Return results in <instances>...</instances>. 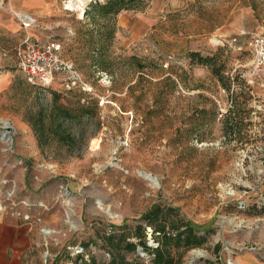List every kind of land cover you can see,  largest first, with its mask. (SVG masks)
<instances>
[{"label": "rangeland", "instance_id": "rangeland-1", "mask_svg": "<svg viewBox=\"0 0 264 264\" xmlns=\"http://www.w3.org/2000/svg\"><path fill=\"white\" fill-rule=\"evenodd\" d=\"M95 1L59 0L54 13L22 25L29 34L0 36V214L22 230L11 237L14 264H82L78 254L107 264L104 238L137 242L140 216L155 203L212 228L178 264H264V70L254 71L246 47L264 35V0H132L123 26L96 15ZM134 19L148 26L136 36ZM26 38L60 41L77 86L64 71L48 88L28 84L11 51ZM218 50L225 74L240 73L245 86L226 91L186 56ZM232 99L240 129L224 135ZM54 100L71 113L81 104L93 111L67 125L87 140L80 157L57 144L42 150L24 119L26 108L48 110ZM143 253L120 248L148 263Z\"/></svg>", "mask_w": 264, "mask_h": 264}, {"label": "trees", "instance_id": "trees-1", "mask_svg": "<svg viewBox=\"0 0 264 264\" xmlns=\"http://www.w3.org/2000/svg\"><path fill=\"white\" fill-rule=\"evenodd\" d=\"M131 1L96 0L92 7L96 15L104 19L115 20L120 11L131 8ZM85 12L86 15L89 14V11ZM92 20L94 21L93 16ZM186 56L191 65L196 64L209 68L212 75L217 78L221 87L226 91L232 90V87L245 86L246 84L238 72L231 76L225 74L226 63L222 59V52L220 50L207 55H202L198 51H188ZM97 64L102 65V62H97ZM73 68L76 70L74 63ZM30 85L39 89H45L51 86L40 87L33 84ZM77 88H79L80 92H85V89L80 88V85ZM231 102L234 105L227 109L222 119V132L224 135L234 133L240 129L239 119L235 118H240L241 108L236 102H233V99ZM71 111L73 110L64 106L62 103L56 102V100L53 101L48 110L41 107H37L36 110L30 107L26 108L23 113L24 119L31 126L36 135L38 145L42 150H45L52 144H57L60 147H65L69 157H80L84 152L87 140L85 138L77 139L67 125L70 126L73 119H77V122H81L82 118L90 121L94 118L93 111L88 106H83V104L74 109L75 113H71ZM96 126H99L98 122H96ZM79 131L81 135L84 132L83 129ZM140 219L145 225H136L135 236L138 239L137 242L123 239V246H121V242L119 241L112 242L111 235L104 238L110 251V260L107 264H178L188 249L200 246L205 242L206 234L212 232V228L202 231L196 229L186 217L179 213L177 208L171 206L161 207L156 203L146 209L141 214ZM110 226L112 228L123 227L125 223L121 224V226L113 224ZM146 227L150 228L151 237L155 242L153 246L147 243ZM121 247L124 251L133 253H138L137 248L140 247L142 252H149L151 258L148 263H144L135 257L126 259L123 254H120ZM78 257H81L82 264H103L96 262L92 257L88 261L83 258L82 254H78Z\"/></svg>", "mask_w": 264, "mask_h": 264}, {"label": "built area", "instance_id": "built-area-1", "mask_svg": "<svg viewBox=\"0 0 264 264\" xmlns=\"http://www.w3.org/2000/svg\"><path fill=\"white\" fill-rule=\"evenodd\" d=\"M27 19L29 17L21 19L22 25L29 24ZM246 47L253 56L254 71L258 73L264 70V35L251 36L247 40ZM62 49L61 42L56 39L35 41L26 38L17 43L11 51L26 82L48 87L56 80V75L64 71L71 73L66 79L69 86H75L78 83V74L73 68V63L62 58ZM82 88L85 89V85Z\"/></svg>", "mask_w": 264, "mask_h": 264}, {"label": "crops", "instance_id": "crops-1", "mask_svg": "<svg viewBox=\"0 0 264 264\" xmlns=\"http://www.w3.org/2000/svg\"><path fill=\"white\" fill-rule=\"evenodd\" d=\"M187 1L188 0H181L177 5H182ZM58 2L59 0H0V36H17L23 28H25L27 34H29L30 31L22 26L21 19L23 17H29L38 22L46 15L54 13L58 7ZM132 16L134 15L126 10L120 11L116 18L117 25L123 26L124 22L129 25L133 18ZM131 27L133 36L139 35L141 31L145 32L148 28V26L145 27L142 21L137 19L133 20ZM144 27L145 30H143ZM13 47L11 49H13ZM2 159L3 154L1 153L0 180L4 178V161ZM4 221V216L0 214V264H14L17 252L14 251L13 248L15 239H11V237L16 235L15 238H17L22 230H20V226Z\"/></svg>", "mask_w": 264, "mask_h": 264}, {"label": "water", "instance_id": "water-1", "mask_svg": "<svg viewBox=\"0 0 264 264\" xmlns=\"http://www.w3.org/2000/svg\"><path fill=\"white\" fill-rule=\"evenodd\" d=\"M4 124H5V126H6V130H2V132H1V135H2V137H8L7 135H8V132L9 131H12L13 130V127L7 122V121H4ZM137 252L138 253H140V254H144L142 251H141V248L139 247V248H137Z\"/></svg>", "mask_w": 264, "mask_h": 264}, {"label": "bare ground", "instance_id": "bare-ground-1", "mask_svg": "<svg viewBox=\"0 0 264 264\" xmlns=\"http://www.w3.org/2000/svg\"><path fill=\"white\" fill-rule=\"evenodd\" d=\"M27 21H32V19H31V18H29V19H27Z\"/></svg>", "mask_w": 264, "mask_h": 264}]
</instances>
